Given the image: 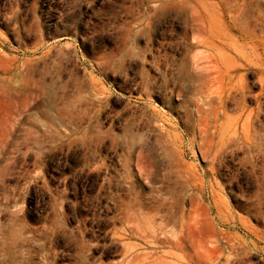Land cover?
I'll return each mask as SVG.
<instances>
[{"label": "rangeland", "instance_id": "obj_1", "mask_svg": "<svg viewBox=\"0 0 264 264\" xmlns=\"http://www.w3.org/2000/svg\"><path fill=\"white\" fill-rule=\"evenodd\" d=\"M0 264H264V0H0Z\"/></svg>", "mask_w": 264, "mask_h": 264}, {"label": "clouds", "instance_id": "obj_2", "mask_svg": "<svg viewBox=\"0 0 264 264\" xmlns=\"http://www.w3.org/2000/svg\"><path fill=\"white\" fill-rule=\"evenodd\" d=\"M133 47H135V44H134V42H133Z\"/></svg>", "mask_w": 264, "mask_h": 264}]
</instances>
